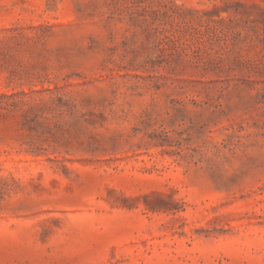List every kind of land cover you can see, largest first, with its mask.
I'll return each instance as SVG.
<instances>
[{
    "label": "rangeland",
    "instance_id": "obj_1",
    "mask_svg": "<svg viewBox=\"0 0 264 264\" xmlns=\"http://www.w3.org/2000/svg\"><path fill=\"white\" fill-rule=\"evenodd\" d=\"M0 264H264V0H0Z\"/></svg>",
    "mask_w": 264,
    "mask_h": 264
}]
</instances>
